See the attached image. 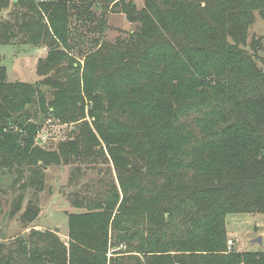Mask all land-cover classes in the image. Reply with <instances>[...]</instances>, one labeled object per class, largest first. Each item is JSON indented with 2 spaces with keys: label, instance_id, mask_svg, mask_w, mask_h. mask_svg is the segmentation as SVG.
<instances>
[{
  "label": "trees",
  "instance_id": "1",
  "mask_svg": "<svg viewBox=\"0 0 264 264\" xmlns=\"http://www.w3.org/2000/svg\"><path fill=\"white\" fill-rule=\"evenodd\" d=\"M93 4L0 0L10 7L0 44L47 48L34 82L6 81L0 65V166L26 167L37 186L52 164L102 157L121 193L113 180L107 197L73 201L85 210L68 213L66 240L32 227L0 241V264H264V251L225 242L228 214L264 213V72L253 60L260 50L264 63V42L254 54L239 46L264 0H143L138 10L122 1L113 8L135 30L92 39L80 65L71 17L100 36ZM38 115L72 125L53 149L36 141ZM159 197L170 198L163 217Z\"/></svg>",
  "mask_w": 264,
  "mask_h": 264
},
{
  "label": "rangeland",
  "instance_id": "2",
  "mask_svg": "<svg viewBox=\"0 0 264 264\" xmlns=\"http://www.w3.org/2000/svg\"><path fill=\"white\" fill-rule=\"evenodd\" d=\"M15 1V0H14ZM91 9L98 16L104 15L102 33L99 36L97 29L77 25L71 17L70 42L75 45V50L70 51L75 61L83 65L84 56L77 53L94 47L92 39H99L113 42L119 38H128L135 30L136 23L130 22L119 7H114L122 1L132 2L135 8L143 7V0H95ZM9 3L12 0H8ZM10 8V7H9ZM9 8L0 11V15H8ZM252 21L248 24L245 32V40L240 48L254 54L262 44L264 37V17L259 9L251 11ZM188 39L186 36H182ZM231 42L232 39L229 37ZM47 48L36 47L28 44H0V65L4 66L5 80L8 82L26 81L34 82L39 79L36 67L39 59L46 56ZM254 55V61L264 72V63L261 61L260 50ZM76 65V62L74 63ZM47 98H51V89L42 85ZM87 108V107H86ZM88 120L91 118L86 116ZM41 121L40 132L36 141L42 148L53 149L57 141L66 139L71 124L51 121V118H36ZM50 120V122L48 121ZM30 171L24 167L20 172L16 169H8L0 166V241L13 238L18 235H25L30 228L56 230L60 237L68 238L67 215L70 212H83L85 208L73 205V201L86 203L90 198H96L97 192L102 197H107V190L111 182L119 193L120 187L115 179V172L110 162L102 157L96 158L93 162L74 161L73 163L58 165L52 164L45 168L44 176L37 186L27 184ZM23 185V186H22ZM22 195L19 199L18 195ZM100 195V196H101ZM170 202L164 197H159L158 204L154 205L157 216H164L160 207ZM76 203V204H77ZM18 204V208H16ZM166 216V215H165ZM225 242L228 247V240L232 241L229 249L237 251H264V213H232L225 219ZM257 235H262V243L251 242ZM109 241L114 242L111 231H108ZM124 243L116 246H108L107 257L112 252L125 250Z\"/></svg>",
  "mask_w": 264,
  "mask_h": 264
},
{
  "label": "water",
  "instance_id": "3",
  "mask_svg": "<svg viewBox=\"0 0 264 264\" xmlns=\"http://www.w3.org/2000/svg\"><path fill=\"white\" fill-rule=\"evenodd\" d=\"M251 242H255V243H262V235H257L254 238L251 239Z\"/></svg>",
  "mask_w": 264,
  "mask_h": 264
},
{
  "label": "built area",
  "instance_id": "4",
  "mask_svg": "<svg viewBox=\"0 0 264 264\" xmlns=\"http://www.w3.org/2000/svg\"><path fill=\"white\" fill-rule=\"evenodd\" d=\"M50 122V120H48ZM232 244L231 240H228V247L230 248V245Z\"/></svg>",
  "mask_w": 264,
  "mask_h": 264
}]
</instances>
